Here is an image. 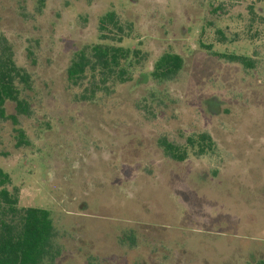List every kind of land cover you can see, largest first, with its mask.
Instances as JSON below:
<instances>
[{"label": "rangeland", "instance_id": "374dc122", "mask_svg": "<svg viewBox=\"0 0 264 264\" xmlns=\"http://www.w3.org/2000/svg\"><path fill=\"white\" fill-rule=\"evenodd\" d=\"M108 11L129 27L119 45L141 56L131 81L80 101L66 69L103 43ZM0 34L31 79L28 115L8 102L17 124L0 120V168L18 207L49 211L53 264L264 258V0H0ZM164 53L183 65L158 82L150 72ZM202 133L212 152L186 147L183 162L159 146Z\"/></svg>", "mask_w": 264, "mask_h": 264}, {"label": "trees", "instance_id": "16d2710c", "mask_svg": "<svg viewBox=\"0 0 264 264\" xmlns=\"http://www.w3.org/2000/svg\"><path fill=\"white\" fill-rule=\"evenodd\" d=\"M129 27L120 22L113 11L98 20L99 40L75 51L66 69L67 83L79 90V100L91 102L98 94L109 95L112 87L132 80L130 67L138 63L140 51L119 44L126 37ZM221 34V32L218 31ZM223 60L252 67V60L243 56L216 54ZM183 59L173 53L162 54L154 63L150 76L158 82L171 80L181 70ZM30 75L17 66L11 44L0 34V120L17 124L15 115L6 113V104L13 103L16 115L27 116L28 104L21 98V91L30 88ZM19 142L24 141L21 130ZM214 141L206 133L186 139L183 147L165 140L159 142L164 154L175 162L186 159V147L197 155L212 152ZM10 177L0 168V264H53L59 255L53 249L54 234L49 211L35 207H18V190H10ZM246 264H264V258Z\"/></svg>", "mask_w": 264, "mask_h": 264}]
</instances>
